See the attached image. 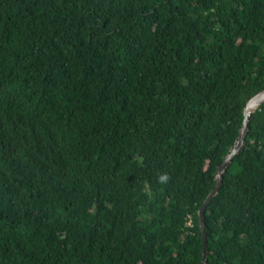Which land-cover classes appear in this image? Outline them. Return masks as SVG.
<instances>
[{
	"label": "trees",
	"instance_id": "trees-1",
	"mask_svg": "<svg viewBox=\"0 0 264 264\" xmlns=\"http://www.w3.org/2000/svg\"><path fill=\"white\" fill-rule=\"evenodd\" d=\"M263 89L264 0H0V264H202ZM249 128L209 264H264Z\"/></svg>",
	"mask_w": 264,
	"mask_h": 264
},
{
	"label": "water",
	"instance_id": "water-1",
	"mask_svg": "<svg viewBox=\"0 0 264 264\" xmlns=\"http://www.w3.org/2000/svg\"><path fill=\"white\" fill-rule=\"evenodd\" d=\"M264 105V89L253 96L246 104L244 108V121L239 132V136L236 139L235 144L231 147L229 154L226 156L224 161L219 165L216 172V186L206 198L204 203L201 205L198 213L199 226L202 234V243H203V256L202 264L208 263L209 256V245H208V235L206 231V211L208 205L211 201L218 195L222 185L224 174L228 171L230 165L233 163L234 158L238 156L246 146V138L249 133V124L251 121L252 115L257 112L261 106Z\"/></svg>",
	"mask_w": 264,
	"mask_h": 264
}]
</instances>
